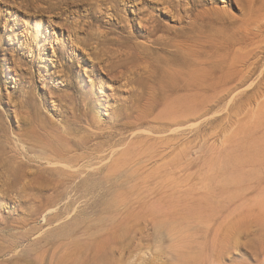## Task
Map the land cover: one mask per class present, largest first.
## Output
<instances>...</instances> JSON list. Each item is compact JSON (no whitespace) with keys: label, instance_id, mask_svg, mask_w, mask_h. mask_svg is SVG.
<instances>
[{"label":"rangeland","instance_id":"rangeland-1","mask_svg":"<svg viewBox=\"0 0 264 264\" xmlns=\"http://www.w3.org/2000/svg\"><path fill=\"white\" fill-rule=\"evenodd\" d=\"M262 14L264 0H0V264H264V53L205 117L155 123L165 105L186 113L227 92ZM144 116L156 126L135 127ZM92 134L129 142L140 172L73 192L68 215L47 207L49 174L22 161ZM162 146L174 151L146 162Z\"/></svg>","mask_w":264,"mask_h":264},{"label":"bare ground","instance_id":"bare-ground-1","mask_svg":"<svg viewBox=\"0 0 264 264\" xmlns=\"http://www.w3.org/2000/svg\"><path fill=\"white\" fill-rule=\"evenodd\" d=\"M260 16L261 17H258L256 19L252 20V23L250 24V26H248L245 30L246 40L256 38L257 43L255 44V46H256V47H254L255 49L250 50L247 53V55H245V56H242L240 58H234V60L232 61L231 65H230L231 68L228 69L232 73V78H231L232 86L228 87L227 92L225 93V81L221 82V87L218 86L219 91H221V94L219 93L220 94L219 95L217 93V95H219L220 97L218 98V100L216 102H213L214 101L213 100V101H211L212 103L207 102L203 105H199V106L196 105V107L193 106V108H191L190 110H185L186 113H180V114H179V112L182 110V108L181 109H178L177 107L172 108L171 106L167 107V105H165V112L168 109V112H166L168 115L167 114H164V115L161 114V116L166 115V117L163 118L160 116L159 118H156V119L154 118L156 120V122L155 121L154 122L156 123V125L159 126V129H157L155 127L156 125L152 121L154 119H152L150 116L149 117L151 119H149V120H148V117L146 118V116H144L145 118L143 117L141 120L138 119L137 120L138 122L137 121H136L137 123L135 122V124H136L135 127L139 128V129L143 128V127H145V124L147 123L146 121L150 122V120H151L152 123L155 125V126H153L154 129L152 128L153 130H155V128H156L157 130H159L160 133H163L165 131L167 133L171 129L173 130V128H175L176 126H180L182 124L189 122L192 118L197 119V118L205 117L210 112H212V110H214L217 106H219L223 102V100H225V94H226V96L234 95L240 89L239 87H242L249 80L256 78L255 76L257 75L259 69H261L260 68L261 67L260 66V56L262 57V54L264 53V14H262ZM229 47L230 46H228V48L226 50L230 51L231 49H229ZM222 51L223 50H221L220 53ZM224 51H225V49H224ZM224 51H223V53H225ZM232 54H234V52ZM223 55H225V54H223ZM220 56H222V55H220ZM232 57H234V55H232ZM209 58L210 57H208V59ZM218 58H217V60H218ZM223 58H224V56H223ZM217 62H219V61H217ZM215 64H216V62H215ZM205 65H206V68H208L207 64H205ZM202 66H203V64H202ZM211 66H212V64H211ZM203 67H202V69H203ZM221 67H222V65H221ZM224 67L225 66H223L222 68H224ZM211 69H213V68H211ZM224 71L225 70L223 69V72ZM208 72H212V71H210V69H209ZM221 72H222V70H221ZM260 72H261L260 74L264 75V68L262 70H260ZM214 73H215L214 76H216V71ZM217 73H218V71H217ZM201 74H202V72H201ZM207 75H209V73H207ZM201 77L202 76L200 75L199 78L201 79ZM258 77H260V76H258ZM203 78H204V80H206L205 76ZM196 79H198V78H196ZM172 80H175V79H172ZM178 80L181 81V79H178ZM179 81H178V83H177V81L176 82L173 81L171 83L169 82L170 88L168 91H171V93L172 92L177 93V91H180L182 89L184 91L189 92V93L194 91L195 85H193L192 83L187 85L185 83L186 85L181 86L180 85L181 83ZM198 81H200V80H198ZM184 82L185 81H183L182 83L184 84ZM189 82H192V81H189ZM203 82L204 81L202 80V84L205 85V82L204 83ZM200 83H201V81H200ZM207 83H208V81H207ZM168 86H169V84H168ZM261 91L264 92V90H261ZM189 93H187V94H189ZM143 120H146V121L143 122ZM135 124H133V125H135ZM175 129H174V131H175ZM149 130L150 129H147L146 131L149 132ZM151 133L155 134L153 132H151ZM119 136H121V135H119ZM114 137L109 139L108 141L102 140L99 142L98 140L100 138H105V136L103 137L100 134H92L91 138L84 140L82 143H76V144H72L67 139L62 140V138H61L62 141H58L57 145L45 143V145L39 146V144L37 143L36 147H39V149H40L38 157L33 158V157H27L26 156L27 159L25 157H23L27 161L26 163L24 161H22L24 165L29 164V163H33V162H37V164L40 167H42L41 168L42 172H45V173L49 174V176H50L48 178V181H46L47 184H45V186H44V188L50 192V196L46 198L47 203L45 205L47 207H62L61 211L64 212L65 215H68L70 213V208L76 206V200L70 199V197H72L73 192H75V194H76L79 191H85L87 188L93 190L96 188L97 184H101V182H100L101 179H103L104 181H108V180H112V179H117L120 181L123 180L124 183H129V181H131V179L134 177V174H137V173H135V171H139V169L138 170L133 169L131 167V166H133L132 164H136V163L138 164L139 163V165H141L139 160L143 161L142 159L144 157L139 156L140 157V159H139L137 156L134 159V156L132 155V153L130 151L131 145L129 144V142H128V145L123 149V147H121L120 145H125L124 144L125 142L123 141L124 139L122 140V138L121 139L118 138L119 140L111 143L110 141H112L114 139ZM135 137H136V140H135V138H133L135 141L132 139L135 142L134 146H136L138 144L140 145L141 139L144 140V138L146 136H144V135L138 136L137 135ZM168 139L169 138L165 139L164 141H167ZM165 144L166 143H164V145ZM169 145H171V144H169ZM119 146L122 148L121 150L117 149V148H119ZM157 146H155V149ZM165 146L167 147V144ZM22 147H23V144H22ZM166 147L163 148V146H162L163 150ZM167 149H168V147H167ZM167 149L164 150L165 152L163 150H161L164 153L159 151V149H158V151L155 150V152L151 150L150 151L151 154L149 156L145 157L146 162L152 161V164H153V162H155L156 159H158L159 161L160 160L163 161V159H159V158H161V156H162V158H164L163 155L165 156L166 153H168V151H166ZM171 151H174L173 148L171 149ZM171 151H169L170 155L172 153ZM170 155L168 153L167 156H170ZM167 156H165L164 159H166ZM158 160L156 161L157 164L159 163ZM22 162H20L21 165H23ZM134 166H136V165H134ZM131 168H132V170H131ZM18 170H19V167H18ZM24 170H25V168H24ZM133 170H134V172H132ZM140 170H142V169H140ZM27 171L28 170H26V172ZM124 183L122 182V185ZM55 218L58 219V216ZM75 227H77V224L73 223V224L67 225V227L65 226L62 228L63 229L64 228L69 229L70 231H72V229H74Z\"/></svg>","mask_w":264,"mask_h":264}]
</instances>
